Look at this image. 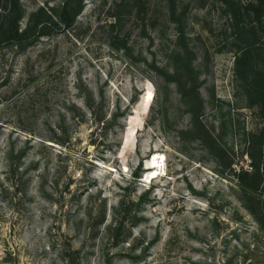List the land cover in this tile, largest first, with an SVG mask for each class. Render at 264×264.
Returning <instances> with one entry per match:
<instances>
[{"label":"rangeland","instance_id":"obj_1","mask_svg":"<svg viewBox=\"0 0 264 264\" xmlns=\"http://www.w3.org/2000/svg\"><path fill=\"white\" fill-rule=\"evenodd\" d=\"M62 2L0 0V264H264V0Z\"/></svg>","mask_w":264,"mask_h":264},{"label":"trees","instance_id":"obj_2","mask_svg":"<svg viewBox=\"0 0 264 264\" xmlns=\"http://www.w3.org/2000/svg\"><path fill=\"white\" fill-rule=\"evenodd\" d=\"M80 11V7L75 8V0H63L62 4L56 10L55 19L47 11H44V18L41 21L44 25L47 26L48 23H55L66 28L72 26L74 23L77 14ZM37 12L32 13V18L37 16ZM2 34L0 30V41L2 40ZM29 35V26L25 30L19 31L18 29L13 28L11 31L7 32L6 40L9 42L20 41L26 38ZM94 96L92 94L88 95L87 100L85 101L87 106L90 108V112L94 115H97L95 108H93ZM96 116L95 120L102 121V124H109L117 116L113 113L105 112L101 115ZM259 154L251 153V156L255 159L252 162V170H248L241 166V171L237 173L239 178V185L243 188L246 197L254 203L255 207L249 209L256 216V219L262 226L264 230V200L259 195V190L262 185L263 173L261 162L257 161V155L262 156V149L258 150ZM73 264H81L79 261H74Z\"/></svg>","mask_w":264,"mask_h":264},{"label":"bare ground","instance_id":"obj_3","mask_svg":"<svg viewBox=\"0 0 264 264\" xmlns=\"http://www.w3.org/2000/svg\"><path fill=\"white\" fill-rule=\"evenodd\" d=\"M158 157L160 158V156H158L157 154L155 155V157L154 158H152V163H151V165L153 164H155V166L157 167V169H159V167L161 168L162 167V165H164L162 162H161V164L159 163V161H158ZM160 161H161V159H160ZM159 163V165H158V163ZM149 166L148 168H150V167H152V166ZM152 169V168H151ZM161 172V171H160ZM157 173V172H156ZM154 175H156V174H151V176H154Z\"/></svg>","mask_w":264,"mask_h":264}]
</instances>
